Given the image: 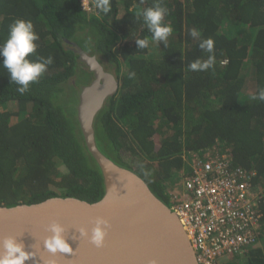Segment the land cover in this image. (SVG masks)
I'll return each instance as SVG.
<instances>
[{
	"label": "trees",
	"instance_id": "obj_1",
	"mask_svg": "<svg viewBox=\"0 0 264 264\" xmlns=\"http://www.w3.org/2000/svg\"><path fill=\"white\" fill-rule=\"evenodd\" d=\"M158 2L172 28L166 43L151 41L135 11ZM95 3L86 11L81 0H0V42L13 20H31L39 39L28 59L53 60L23 95L0 66V206L51 197L92 203L104 194L76 119L92 74L72 43L118 82L94 118L98 149L169 208L181 201L193 164L217 157L228 171L244 170L258 227L246 251L221 264H264V102L251 99L264 87V0H110L108 13ZM143 38L148 47L136 48ZM206 38L214 65L190 71L210 55L199 48Z\"/></svg>",
	"mask_w": 264,
	"mask_h": 264
},
{
	"label": "water",
	"instance_id": "obj_2",
	"mask_svg": "<svg viewBox=\"0 0 264 264\" xmlns=\"http://www.w3.org/2000/svg\"><path fill=\"white\" fill-rule=\"evenodd\" d=\"M70 45L92 74L90 82L80 88L76 119L84 146L100 170L104 194L92 203L51 197L33 204L1 205L0 239L15 236L24 244L31 255L24 264H201L174 211L136 174L118 166L96 146L94 118L106 99L116 95L118 82L96 57ZM98 217L109 224L99 248L79 232L81 228L90 232ZM52 221L64 225L70 252L52 253L44 246L50 235L46 227Z\"/></svg>",
	"mask_w": 264,
	"mask_h": 264
},
{
	"label": "built area",
	"instance_id": "obj_3",
	"mask_svg": "<svg viewBox=\"0 0 264 264\" xmlns=\"http://www.w3.org/2000/svg\"><path fill=\"white\" fill-rule=\"evenodd\" d=\"M81 5L86 11L90 8L88 0H81ZM191 168L183 178L182 200L171 210L185 226L197 259L215 264L218 257L242 255L258 227L249 190L251 175L242 169L228 171L217 157Z\"/></svg>",
	"mask_w": 264,
	"mask_h": 264
},
{
	"label": "clouds",
	"instance_id": "obj_4",
	"mask_svg": "<svg viewBox=\"0 0 264 264\" xmlns=\"http://www.w3.org/2000/svg\"><path fill=\"white\" fill-rule=\"evenodd\" d=\"M95 6L104 13L111 10L110 0H96ZM135 11L142 17L151 41L166 43L172 33L171 26L163 23L164 17L167 15V9L158 2L154 7L143 10L136 9ZM189 34L192 37L200 36V33L195 29L190 30ZM38 39L39 36L34 31L31 20L15 19L9 24L7 38L0 42V58H2L0 66L6 69L10 83L18 86L16 90L21 95L29 91L30 83L37 82L38 78L47 70V66L53 62L51 56L44 58L37 55L35 60L28 59L30 54L36 53L38 45L35 42ZM135 43L136 48L145 49L149 45V39H137ZM199 48L210 55L206 61L196 60L190 62L188 65L190 71H206L214 65L213 39H201ZM131 75L134 76V73ZM251 99L264 102V87L260 88ZM108 228V221L98 217L90 232L83 228L79 229V232L80 236L88 238L93 245L99 248L104 245ZM46 231L50 235L44 240V246L50 252H70L71 248L67 243L66 229L63 224L52 221L47 225ZM30 258V253L24 250V244L18 241L17 237L7 236L0 239V264H24Z\"/></svg>",
	"mask_w": 264,
	"mask_h": 264
},
{
	"label": "rangeland",
	"instance_id": "obj_5",
	"mask_svg": "<svg viewBox=\"0 0 264 264\" xmlns=\"http://www.w3.org/2000/svg\"><path fill=\"white\" fill-rule=\"evenodd\" d=\"M168 192H169V193H173L171 189H169ZM177 192H180V193L183 195V189L178 188V191H177ZM181 200H182V199H181ZM180 202H181V201H180ZM180 202H179V203H180ZM179 203H178V204H179ZM175 205H176V204H175ZM175 205H173V206H175ZM173 206H172V207H173ZM170 208H171V207H170ZM237 255H240V254H237ZM223 260H224V258H223V259L221 258V259H219V260H216L215 264H221V263L223 262ZM210 262H213V259L210 260Z\"/></svg>",
	"mask_w": 264,
	"mask_h": 264
},
{
	"label": "bare ground",
	"instance_id": "obj_6",
	"mask_svg": "<svg viewBox=\"0 0 264 264\" xmlns=\"http://www.w3.org/2000/svg\"><path fill=\"white\" fill-rule=\"evenodd\" d=\"M175 214H176V213H175ZM176 216H177V215H176ZM178 219H179V218H178ZM179 222L181 223V225H182L184 231L186 232V228H185V226L182 224V222L180 221V219H179Z\"/></svg>",
	"mask_w": 264,
	"mask_h": 264
}]
</instances>
